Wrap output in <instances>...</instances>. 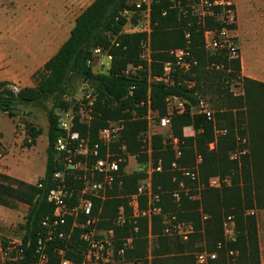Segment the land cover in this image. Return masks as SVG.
Listing matches in <instances>:
<instances>
[{
    "label": "trees",
    "instance_id": "16d2710c",
    "mask_svg": "<svg viewBox=\"0 0 264 264\" xmlns=\"http://www.w3.org/2000/svg\"><path fill=\"white\" fill-rule=\"evenodd\" d=\"M186 2L188 0H183V4ZM170 5V0L153 2V64L150 71L146 65L139 68L143 62L140 59L141 41L146 34L123 32L127 20L121 12L131 7L127 0H94L76 18L68 40L34 74L36 86L23 87L14 92L9 88L11 82L0 81V107L15 115L13 108L20 104L41 102L47 96L60 92L73 76L96 84L92 86L98 93L94 118L89 124L77 120L76 127L83 134H89L92 141H98L99 131L103 127L110 121L122 119L124 130L116 145H125L130 154L137 155L139 165L145 169L150 156L154 166L161 164L162 170H155L152 174L153 183L161 187V205L165 212L175 213L179 220L194 223L195 233L188 242H181L175 237L164 236L163 218L154 217L152 231L156 236L153 239L152 264H197L193 253L204 249L218 253L217 259L209 264H261L258 220L256 214L250 211L264 208V152L258 149L260 132L264 131V83L241 75L240 58L231 62L232 72L229 74L208 69L204 34L196 28H193L192 41V51L198 59L192 77L196 80L195 89L154 80L155 76L163 75L164 64L173 59L170 50L186 44L183 28L190 19L182 16L180 10L169 8ZM165 8H168L166 15L163 13ZM96 48L106 50L111 56L106 72L101 71L96 63L88 65L89 59H95ZM130 66L136 67V70L127 72ZM239 77L242 78L244 94L234 95L231 92L232 79ZM201 83L216 88L221 103L230 110V130L226 135L219 136L217 141L213 121L205 113L192 112L196 102L194 93ZM171 96L189 101L183 113L173 115L171 125L174 136L180 140L183 154L177 157L175 150L165 142L164 134L158 133L152 136V153L149 155L144 150L143 140L149 127L147 112L151 108L159 116L166 115L167 99ZM4 104L7 108H3ZM58 105L69 106L64 102ZM186 126H192L195 135L186 136ZM60 130L59 116L52 111L46 174L37 183H29L0 171V206H29L25 221L20 225L28 245L22 264H28L33 259L39 237L46 234L41 221L53 214L54 207L48 201L47 193L53 184V172L58 167L53 150ZM30 132L33 138L40 134V130L34 127H30ZM246 136L249 140L243 145L240 142ZM214 141L216 145L211 148L210 144ZM242 146L249 147L248 151L240 159H232V152ZM198 156L202 158L200 180L203 187L200 190L196 189L195 181L172 167L175 161L180 166H192ZM145 169L125 174L121 185L117 183L112 191L114 197L106 201L94 198V215H99L100 227H115L117 236L122 237L133 230L134 224L131 222L117 226L115 217L118 207L127 206L128 195L136 192L146 177ZM216 176L229 182L219 188L210 187V179ZM40 181L43 182L42 187L38 184ZM182 182L190 188V193L181 190L178 204L171 192L180 188ZM70 185L80 188L82 180L74 179ZM191 195L198 197L191 198ZM204 215L207 218H203ZM229 216L235 219L236 235L234 239L227 240L224 222ZM70 224L71 220L63 228L68 230ZM136 226L138 236L133 248L126 251L125 259L134 264H149L145 259L149 246V222L141 217ZM79 235L80 230L77 229L71 242L59 238L49 241L47 251L51 262L60 260V255L55 252L57 248H65L66 257L80 263L85 246ZM231 252L236 254L231 255Z\"/></svg>",
    "mask_w": 264,
    "mask_h": 264
},
{
    "label": "built area",
    "instance_id": "2783aa9c",
    "mask_svg": "<svg viewBox=\"0 0 264 264\" xmlns=\"http://www.w3.org/2000/svg\"><path fill=\"white\" fill-rule=\"evenodd\" d=\"M169 8L180 10V14L190 19L184 26V37L186 44L173 48L170 54L173 59L164 64V73L155 76L154 80L164 82L168 85L183 84L192 89L196 80L195 68L198 59L192 51L193 28L202 30L204 34V48L208 54L206 67L216 71L232 72L231 62L240 58V46L237 36V12L233 0H188L183 4V0H170ZM154 0H127L131 6L125 8L121 15L126 18L123 26L125 33H145L146 37L141 41L140 59L142 65H146L150 71L153 64V49L151 35L153 32L152 8ZM164 15L168 13L165 8ZM213 25V26H212ZM105 54L108 59L111 56L102 48L94 49V55ZM94 63L93 59L88 60V65ZM96 69V66H95ZM136 67L130 66L127 72L135 71ZM179 79V80H178ZM234 80V79H232ZM14 91H19V86L12 85ZM95 87H89L81 101L76 106H69L64 109L59 116L60 134L55 142V149L58 153V167L52 175V186L48 190L47 199L53 205L52 216H46L42 221V226L46 229V234L38 239L34 257L28 264H107L115 261L125 260L126 251L133 248L134 241L138 234V219L147 217L153 219L161 216L163 218L162 234L168 237H175L181 242H188L191 235L195 233L194 223L187 220H179L172 212H165L162 201V191L160 186L153 183L152 174L155 170L161 171L162 166L153 165L150 156L147 168L139 165L136 171L145 169L146 177L139 184L136 192L128 195L127 206L120 205L117 209L115 223L117 226H124L128 222L134 224L133 230L126 236L117 238L113 228L99 232L97 225L99 215H94V200L106 201L112 197L115 185H121L122 178L128 173L127 166L131 157L137 155L130 154L125 145L117 146L124 130L122 119L110 121L107 126L99 131L98 141H92L89 134H83L76 127V121L80 123H90L95 115V101L97 99ZM174 100L175 103L171 101ZM168 112L164 116L149 108L146 119L148 120V131L144 136V150L151 155L152 136L163 133L165 142L175 150L177 157H181L183 152L178 137L174 136L171 125L172 117L175 113H183L186 109V102L177 96L167 99ZM199 112V111H198ZM209 120H214L212 111L207 108L201 109ZM216 141L219 136L226 135L227 129L217 130ZM216 141L210 144L214 148ZM245 142V141H242ZM248 149L245 146L238 147L232 154V159H240L241 155ZM5 156V150L0 142V162ZM201 156L192 166H180L178 162H173L174 169L182 171L183 176L188 177L197 183V190L203 187L200 180ZM124 165V167H122ZM138 169V170H137ZM74 179L82 180V186L75 188L70 185ZM228 179H221L219 176L213 177L209 181V186L219 188L223 183H228ZM39 186H43L40 181ZM181 190L186 194L190 193V188L184 183L180 188L174 189L171 195L175 202L179 204ZM197 198V195H191ZM95 198V199H94ZM145 202V207L141 202ZM256 214L255 210L250 211ZM203 218H207L204 215ZM71 220L70 228L63 226ZM226 239H234L236 235V222L232 216L226 218L224 222ZM80 230L79 239L83 241L85 249L83 259L80 263L66 257L65 248H57L56 254L60 255L57 263L51 262L47 251V244L55 238L70 241L73 239L75 230ZM148 237L153 238L152 231ZM27 243L23 237H13L3 240L0 243V260L3 264H22L25 260ZM236 252H231L235 255ZM197 264H209L217 259V251L208 249L195 251L193 253ZM153 256L150 253V257Z\"/></svg>",
    "mask_w": 264,
    "mask_h": 264
},
{
    "label": "crops",
    "instance_id": "0c3cea01",
    "mask_svg": "<svg viewBox=\"0 0 264 264\" xmlns=\"http://www.w3.org/2000/svg\"><path fill=\"white\" fill-rule=\"evenodd\" d=\"M93 1L20 0L12 3V1L7 0L3 2L2 6L1 3L0 81L18 83L21 88L36 86L33 80L34 74L68 40L76 18ZM233 1L237 12L241 75L264 83V0ZM192 134V132L187 133L185 130L186 136H193ZM246 138L248 139V136ZM259 138L261 142L258 149L260 152H264V131L260 132ZM7 164L9 165L8 161ZM136 167L132 171H128V174L135 172ZM0 171L2 172V170ZM7 172L10 173L11 171L8 170ZM141 206L145 207L144 201L141 202ZM1 207L5 211L3 215H0V224H2V221L7 223L9 221L8 218L13 214L8 209L11 210L12 208ZM256 216L258 220L261 264H264V208L257 209ZM144 218L149 222V232L152 231L155 218ZM97 229L99 232H103L110 228L100 227L98 222ZM113 229L117 236L116 228L113 227ZM15 232L1 231L0 243L8 238L24 236V231L22 230L18 233ZM119 237L122 236H117V238ZM148 239L150 245L151 238L148 237ZM151 261L149 264H151ZM115 262H112V264ZM0 264H3L1 260Z\"/></svg>",
    "mask_w": 264,
    "mask_h": 264
},
{
    "label": "rangeland",
    "instance_id": "374dc122",
    "mask_svg": "<svg viewBox=\"0 0 264 264\" xmlns=\"http://www.w3.org/2000/svg\"><path fill=\"white\" fill-rule=\"evenodd\" d=\"M4 1L7 0H0V4L2 3L1 6L3 5ZM10 1L15 3V1L20 0ZM0 15H2L1 9ZM94 56V63H96L99 69L101 68V71L106 72L110 63L108 57L105 54ZM33 80L34 85H36L37 81L35 77H33ZM232 81L231 92L234 95H243L244 90L242 86V78L239 77ZM12 85L19 86L20 84L11 83L9 86L10 89H12ZM91 86H96V84L92 83L91 81L83 80L80 77L73 76L68 80L67 84L60 92L47 96L41 102L20 104L17 106V108L20 109V112H16L15 115H10L8 111H4L0 107V142L5 150V156L0 162V170H2L3 173L9 174L29 183H37L46 174L49 144L48 129L52 111H54L56 114H60L69 106L78 105L88 88ZM193 88L195 89V87ZM20 89L21 87H19V90ZM194 95L196 102L192 106L193 113H197L198 111L200 112L201 109L207 108L212 111L214 115L213 123L215 125V129L230 130V110L221 103L219 98L220 96L216 88H211L201 83L199 89L195 91ZM184 101L189 102L186 99H184ZM61 102L68 103L69 106L65 108L61 105H58ZM171 102L175 103L174 100ZM30 127L40 130V134H38L36 138H33L30 132ZM185 130L187 133L192 132V135H195L196 133L192 126H186L184 131ZM238 139L240 140L241 137ZM242 141H245L240 142L243 145L244 143H248V139L246 137H243ZM247 149H249V147ZM53 153L54 161L57 162L58 153L55 148ZM7 161L9 165L7 164ZM136 166H138L137 158L131 157L127 166V170L132 171ZM8 170H10L12 173L10 172V174L7 172ZM28 209L29 206L25 204H20L15 209H8V211L13 214L8 218L9 221L7 223L4 221L1 222L2 224H0V232H20V223L24 222ZM4 211L5 210L1 207L0 215H3ZM153 239L154 237L150 240L147 256L145 258L148 260V263H150V261L153 259V256L150 257V253H152L154 245ZM125 260H117L113 264H134L133 261Z\"/></svg>",
    "mask_w": 264,
    "mask_h": 264
},
{
    "label": "water",
    "instance_id": "95a60500",
    "mask_svg": "<svg viewBox=\"0 0 264 264\" xmlns=\"http://www.w3.org/2000/svg\"><path fill=\"white\" fill-rule=\"evenodd\" d=\"M94 71H96V69ZM3 108H7V105L4 104ZM13 111L14 112H20V109L19 108H13Z\"/></svg>",
    "mask_w": 264,
    "mask_h": 264
}]
</instances>
